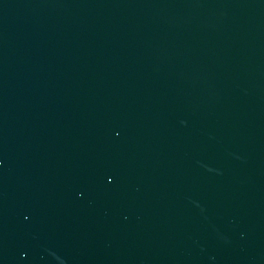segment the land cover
<instances>
[{
	"label": "water",
	"instance_id": "obj_1",
	"mask_svg": "<svg viewBox=\"0 0 264 264\" xmlns=\"http://www.w3.org/2000/svg\"><path fill=\"white\" fill-rule=\"evenodd\" d=\"M0 264H264V0H0Z\"/></svg>",
	"mask_w": 264,
	"mask_h": 264
}]
</instances>
